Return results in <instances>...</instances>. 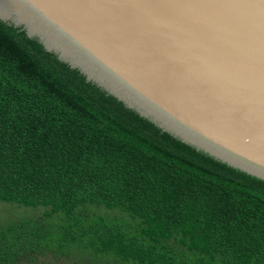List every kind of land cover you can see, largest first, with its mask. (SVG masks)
Instances as JSON below:
<instances>
[{
	"label": "trees",
	"instance_id": "trees-1",
	"mask_svg": "<svg viewBox=\"0 0 264 264\" xmlns=\"http://www.w3.org/2000/svg\"><path fill=\"white\" fill-rule=\"evenodd\" d=\"M0 204L37 212L0 222V264H264L263 180L1 19Z\"/></svg>",
	"mask_w": 264,
	"mask_h": 264
},
{
	"label": "water",
	"instance_id": "water-1",
	"mask_svg": "<svg viewBox=\"0 0 264 264\" xmlns=\"http://www.w3.org/2000/svg\"><path fill=\"white\" fill-rule=\"evenodd\" d=\"M87 80L264 181V0H0Z\"/></svg>",
	"mask_w": 264,
	"mask_h": 264
},
{
	"label": "rangeland",
	"instance_id": "rangeland-1",
	"mask_svg": "<svg viewBox=\"0 0 264 264\" xmlns=\"http://www.w3.org/2000/svg\"><path fill=\"white\" fill-rule=\"evenodd\" d=\"M29 210H33V209H29ZM21 212H22L21 209H16V207H14V206L11 207L8 205L0 204V222L4 223V222H7V220H13L14 218H16V216L27 217V216L37 215V212L35 210L30 211L29 213L22 212V214H21Z\"/></svg>",
	"mask_w": 264,
	"mask_h": 264
}]
</instances>
